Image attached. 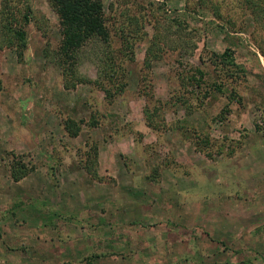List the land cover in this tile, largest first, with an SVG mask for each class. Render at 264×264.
<instances>
[{
	"label": "rangeland",
	"instance_id": "obj_1",
	"mask_svg": "<svg viewBox=\"0 0 264 264\" xmlns=\"http://www.w3.org/2000/svg\"><path fill=\"white\" fill-rule=\"evenodd\" d=\"M25 1V46L0 47V264H264V14L102 0L112 29L138 27L112 39L124 84L104 76L107 94L89 56L62 84L56 15ZM224 47L234 62L214 65Z\"/></svg>",
	"mask_w": 264,
	"mask_h": 264
},
{
	"label": "trees",
	"instance_id": "obj_2",
	"mask_svg": "<svg viewBox=\"0 0 264 264\" xmlns=\"http://www.w3.org/2000/svg\"><path fill=\"white\" fill-rule=\"evenodd\" d=\"M23 1L0 0V47L4 44L14 45L18 47V53L26 44L24 25L32 19L30 3L26 1L23 3ZM46 2L56 15L58 42L54 47L45 49L50 54L49 58L54 60L60 68L62 84L64 86L74 84V81L67 79V74L71 75L74 80L82 79V75L77 73L76 64L79 63L83 55L89 56L90 59L93 58L97 71L96 83L107 94H110V90L108 83L103 81L104 76L112 85L115 84L118 87L123 85L124 81L118 79L120 74H116L121 65L114 62L111 42L115 37L121 41L123 47L130 46V40L136 38L138 34L137 17L130 15L127 25L121 24L112 29L113 24L108 25L106 21L102 0H46ZM241 2L253 14L256 13V16L264 14V7H261L258 1L241 0ZM21 4L22 6H20ZM173 20L175 22L172 25L181 22L176 17H173ZM180 30L181 28H177L178 36ZM157 38V33L150 35L149 49L156 43ZM185 46L184 50L191 52L195 43ZM209 59L214 65L223 60L229 64L234 62L233 54L227 47H224L220 52H210ZM65 128L70 134H76L78 125L75 121L67 120ZM24 173L25 169L21 163L19 167L13 166L10 169L13 179L20 178Z\"/></svg>",
	"mask_w": 264,
	"mask_h": 264
},
{
	"label": "crops",
	"instance_id": "obj_3",
	"mask_svg": "<svg viewBox=\"0 0 264 264\" xmlns=\"http://www.w3.org/2000/svg\"><path fill=\"white\" fill-rule=\"evenodd\" d=\"M217 264H219V262H217ZM235 264H242V263H235ZM243 264H245V263H243Z\"/></svg>",
	"mask_w": 264,
	"mask_h": 264
}]
</instances>
